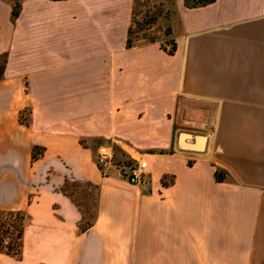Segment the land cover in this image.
<instances>
[{"label":"crops","instance_id":"0c3cea01","mask_svg":"<svg viewBox=\"0 0 264 264\" xmlns=\"http://www.w3.org/2000/svg\"><path fill=\"white\" fill-rule=\"evenodd\" d=\"M18 1L0 0V211L26 227L0 264H264V0H175L173 54L127 47L134 0ZM102 145L146 180L103 174Z\"/></svg>","mask_w":264,"mask_h":264},{"label":"rangeland","instance_id":"374dc122","mask_svg":"<svg viewBox=\"0 0 264 264\" xmlns=\"http://www.w3.org/2000/svg\"><path fill=\"white\" fill-rule=\"evenodd\" d=\"M175 7V0H134L132 23L130 26V36L132 39L134 41L144 38L154 40L168 39V44L170 45V43H172V41H170L172 36L167 35L166 31L168 28H171L172 15L175 12ZM21 8L22 4L20 2L19 11ZM25 113L29 112L26 111L24 114ZM73 189L74 187L70 188L72 192L74 191L73 193H75L79 204L82 205V209L90 212L92 210V205L89 197H84L82 193V190L85 192L86 189L77 187ZM9 222H12V220Z\"/></svg>","mask_w":264,"mask_h":264},{"label":"trees","instance_id":"16d2710c","mask_svg":"<svg viewBox=\"0 0 264 264\" xmlns=\"http://www.w3.org/2000/svg\"><path fill=\"white\" fill-rule=\"evenodd\" d=\"M216 0H184V3L189 8H194L198 6H204L209 3H213ZM20 3L18 0H14L13 5V15H19ZM172 30L168 28L166 31L167 35H171ZM154 40V39H152ZM173 46L169 51L170 54L175 52V44L173 39H171ZM134 40L130 36L127 40V47H132ZM165 48V46H162ZM7 58L3 55H0V79L3 77L5 67H6ZM29 123V121L27 122ZM216 178L218 181L223 179L221 172H216ZM164 184H167V181L164 179ZM12 220V222H9ZM9 222V223H8ZM26 227V213L22 210H12V211H0V252H5L12 255H20L23 246V236ZM14 235V236H13ZM10 239V240H9Z\"/></svg>","mask_w":264,"mask_h":264},{"label":"built area","instance_id":"2783aa9c","mask_svg":"<svg viewBox=\"0 0 264 264\" xmlns=\"http://www.w3.org/2000/svg\"><path fill=\"white\" fill-rule=\"evenodd\" d=\"M96 163L103 174L109 175L113 169H116L121 177L132 184L143 183L149 174V164L146 159L118 161L115 150L108 145L99 147Z\"/></svg>","mask_w":264,"mask_h":264}]
</instances>
